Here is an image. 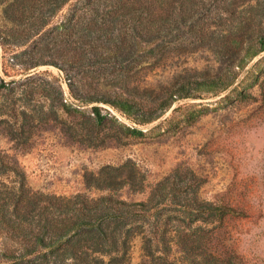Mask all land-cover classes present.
<instances>
[{"label": "trees", "instance_id": "trees-1", "mask_svg": "<svg viewBox=\"0 0 264 264\" xmlns=\"http://www.w3.org/2000/svg\"><path fill=\"white\" fill-rule=\"evenodd\" d=\"M0 44L21 50L6 59V75L58 67L78 101L65 102L46 80L17 97L18 81L0 75V264H248L215 241L228 213L198 188L170 178L151 184L126 163L85 175L79 193H48L32 186L18 154L57 123L73 145L119 141L101 108L87 113L88 104L146 125L177 101L226 90L235 77L223 74L222 61L241 67L264 52V0H0ZM200 50L220 67L191 76L198 68L189 59ZM24 97L34 103L21 109Z\"/></svg>", "mask_w": 264, "mask_h": 264}, {"label": "rangeland", "instance_id": "rangeland-1", "mask_svg": "<svg viewBox=\"0 0 264 264\" xmlns=\"http://www.w3.org/2000/svg\"><path fill=\"white\" fill-rule=\"evenodd\" d=\"M202 50L189 59L188 65L198 68L191 76L208 75L220 67L213 53ZM20 52L0 44V75L18 81L17 97L46 80L59 86L65 102H78L58 67L46 65L30 71L16 67L6 75V59ZM222 63L223 74L235 77L233 85L177 101L160 119L146 125L108 104L83 107L87 113L93 106L100 107L108 120L106 131L119 141L97 148L73 145L60 132L61 123L55 130L34 136L32 151L18 154L32 186L48 193L76 194L85 190V175L131 163L151 184L170 178L178 186L198 188L204 200L225 207L228 216L217 225L215 241L224 250L236 249L248 264H264V52L236 64L241 67H233L229 59ZM32 103L24 97L18 105L24 109ZM129 128L143 134H133ZM1 144L12 154L19 152L8 139Z\"/></svg>", "mask_w": 264, "mask_h": 264}]
</instances>
